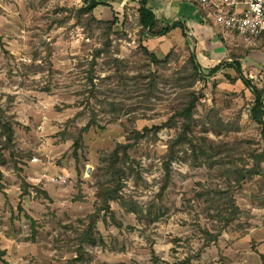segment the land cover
I'll use <instances>...</instances> for the list:
<instances>
[{
	"label": "rangeland",
	"instance_id": "1",
	"mask_svg": "<svg viewBox=\"0 0 264 264\" xmlns=\"http://www.w3.org/2000/svg\"><path fill=\"white\" fill-rule=\"evenodd\" d=\"M83 4L0 0V108L14 130V154L4 151L7 164L0 168V249L5 252L0 264H66L75 258L87 217L98 208L97 185L110 180L108 155L129 133L161 126L178 100L176 73L191 53V42L188 46L180 37L177 43L175 36L143 39L142 46L159 59L171 52L177 58L155 66L139 47L137 29H127L126 40H113L111 55L118 63L97 60L93 86L89 84L87 71L102 35L87 34L76 25L74 15ZM129 23L134 28L133 17ZM186 27L193 28L192 20H186ZM201 68L207 75L209 69ZM242 71L251 79L246 66ZM148 72L159 76L151 89L145 80ZM225 75L237 77L223 70L194 86L201 94L196 118L214 111L230 129L216 138L231 149L225 170L251 167L249 155L262 147L260 128L249 116L254 97ZM91 111L104 129H90L75 157L72 141L61 135L83 127ZM174 136V130L162 129L155 143L145 140L135 147L131 157L139 165L140 179L128 176L121 190L142 207L154 203L157 220L141 222L111 203L120 227L101 214L97 242L84 246L87 263L82 264H178L187 258L190 264H264V210L259 208L264 179L235 189L238 217L205 247L207 234L223 227L210 205L220 201L214 193L224 190L226 182L217 167L209 168L202 159L193 166L175 162L162 194V157Z\"/></svg>",
	"mask_w": 264,
	"mask_h": 264
},
{
	"label": "trees",
	"instance_id": "2",
	"mask_svg": "<svg viewBox=\"0 0 264 264\" xmlns=\"http://www.w3.org/2000/svg\"><path fill=\"white\" fill-rule=\"evenodd\" d=\"M137 4L138 7L133 11L134 13L132 15L125 9L121 20L115 15H113L111 21L97 19L94 15V10L98 6L103 5V3L95 0H84V4L75 12L74 19L76 25L83 29L85 33L90 34L94 31H99L102 35V46L93 51L90 67L87 71V80L92 86L97 60L105 59L113 65L118 63L111 55L112 42L113 40H126L127 29L138 30L137 38L139 47L151 64L162 66L167 65L171 58L177 60V58H174L172 52L163 59H159L155 54L150 53L146 47H143L141 41L145 38L156 39L165 37L177 28L181 30L182 37L185 39L187 37V31L184 24L182 22L167 24L163 19L156 18L152 9L148 6L147 0H137ZM191 4L197 9L200 17L205 20L208 13L200 8L196 2L191 1ZM132 17L134 20V28L131 25L132 23H129ZM251 50H253L252 46L245 47L241 50L233 48L229 53L230 61H222L210 68L207 75L202 73L201 65L198 63L196 56L190 53L183 67L176 73L175 82L179 88L178 100L172 105L168 119L161 126H154L151 129L143 128L141 131L129 133L126 137V142L117 144L112 153L108 155L105 169L110 175V180L106 184L98 183L96 191L98 208L95 213L87 217L88 225L86 230L83 231V234L80 235V245L75 251L76 257L69 260L66 264L87 263L83 248L85 245L96 244L97 239L94 237V234L101 214L105 218H110L117 227H120V224L113 217V211L110 207L111 203L119 204L127 214L134 215L141 222L146 221L148 223L157 220V210L154 203L149 204L147 207H142L136 201L124 197L121 194V190L128 176L134 175L138 180L140 179L139 165L132 159V151H134L139 143L145 140L155 143L158 132L162 129L174 130L175 136L168 141L167 151L162 157L164 182L161 187V193L163 194L168 188L173 163L183 162L193 166V162L196 163L202 159L204 164H207V166L210 165L209 168L217 167L220 176L226 182V188L224 190L214 193L223 203L218 201L210 205L211 209L215 211L219 222H223V227L214 235L206 233L208 238L205 247L215 242L218 236H220L222 229L236 220L240 209L233 198L235 189L240 188L241 184L251 182L256 178L264 179V87L259 88L253 79L246 78L243 75L241 65V60ZM227 69L232 70L237 77L233 79L231 76L225 75V78L230 83L240 81L254 97L249 110V116L260 128V142L262 145L259 152L249 155L251 167H248V165L235 166L233 170H225L223 168L226 162H229L227 158H232L230 155L231 149L223 142L216 140V138H219L225 132H229L230 129L218 118L217 113L214 111H211V115H207L202 120L196 118L198 106L201 102V94L193 89L198 82H204L206 78ZM157 78L159 76L155 72H148L145 80L149 89L155 84ZM81 116L82 112L78 113L70 122H74L76 118ZM92 128L104 129L99 125L95 111H91V116H89L87 123L83 127L76 128L72 133H68L67 131L62 133L61 136L64 139L72 141L75 157H77L78 152L84 146V135ZM198 128L200 132L196 135L195 130ZM209 134L214 139H210L208 137ZM13 139L14 130L12 119L7 117L5 111L0 108V168L7 164L4 151L8 150L12 155L14 154ZM193 157L195 158L194 160ZM2 180L3 175L0 172V193L3 189ZM25 188L24 193L27 194L28 186L25 185ZM259 200V208L264 210V197ZM98 241L102 244L101 239H98ZM4 256L5 252L0 249V262H3ZM190 263V259L187 258L178 264Z\"/></svg>",
	"mask_w": 264,
	"mask_h": 264
},
{
	"label": "crops",
	"instance_id": "3",
	"mask_svg": "<svg viewBox=\"0 0 264 264\" xmlns=\"http://www.w3.org/2000/svg\"><path fill=\"white\" fill-rule=\"evenodd\" d=\"M103 5L98 6L94 10V15L97 19L103 21H111L113 15L120 20L125 12V9H133L135 11L138 7L137 0H95ZM148 6L152 9L156 18L163 19L167 24L174 22H182L186 29L187 37L184 39L181 30L172 31L162 39L168 37H180L184 44L191 46V53L196 56L198 63L203 68H212L222 61H230L229 53L233 48L237 50L244 49L249 46L239 45L234 38L225 33L210 16L203 20L197 9L191 4L190 0H147ZM192 20L193 28L186 27V20ZM157 39V38H156ZM159 39V38H158ZM264 35H262L255 45H252L253 50L241 60V65L246 66L250 71V78L255 80L259 88L264 87ZM154 40V39H150ZM233 40V42L231 41ZM234 45L231 47V45ZM241 47V48H238ZM228 70V69H227ZM233 72L232 70H228ZM260 73L259 76L257 73ZM261 81L260 86L258 80ZM264 102V95H263Z\"/></svg>",
	"mask_w": 264,
	"mask_h": 264
},
{
	"label": "built area",
	"instance_id": "4",
	"mask_svg": "<svg viewBox=\"0 0 264 264\" xmlns=\"http://www.w3.org/2000/svg\"><path fill=\"white\" fill-rule=\"evenodd\" d=\"M242 46H252L264 35V0H190ZM207 16V17H208Z\"/></svg>",
	"mask_w": 264,
	"mask_h": 264
}]
</instances>
